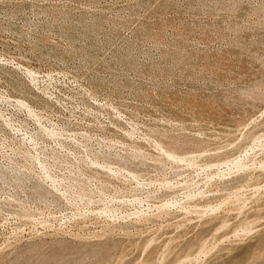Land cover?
I'll list each match as a JSON object with an SVG mask.
<instances>
[{
    "label": "rangeland",
    "instance_id": "rangeland-1",
    "mask_svg": "<svg viewBox=\"0 0 264 264\" xmlns=\"http://www.w3.org/2000/svg\"><path fill=\"white\" fill-rule=\"evenodd\" d=\"M0 264H264V0H0Z\"/></svg>",
    "mask_w": 264,
    "mask_h": 264
}]
</instances>
